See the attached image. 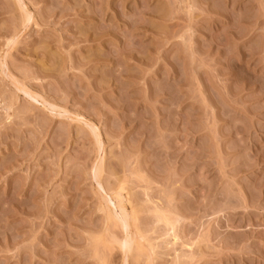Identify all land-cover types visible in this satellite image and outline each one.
Returning a JSON list of instances; mask_svg holds the SVG:
<instances>
[{"label": "rangeland", "instance_id": "374dc122", "mask_svg": "<svg viewBox=\"0 0 264 264\" xmlns=\"http://www.w3.org/2000/svg\"><path fill=\"white\" fill-rule=\"evenodd\" d=\"M0 264H264V0H0Z\"/></svg>", "mask_w": 264, "mask_h": 264}, {"label": "bare ground", "instance_id": "6f19581e", "mask_svg": "<svg viewBox=\"0 0 264 264\" xmlns=\"http://www.w3.org/2000/svg\"><path fill=\"white\" fill-rule=\"evenodd\" d=\"M119 207H121V208H122L123 206H121V204H120V206H119ZM123 208H124V207H123ZM125 215H126V214H125ZM124 218H125V217H124ZM127 219H128V218H127ZM128 223H129V222H128ZM128 223H127V224H128ZM128 225H129V224H128ZM125 226H126V225H125Z\"/></svg>", "mask_w": 264, "mask_h": 264}]
</instances>
